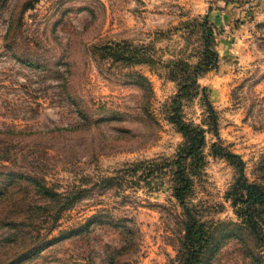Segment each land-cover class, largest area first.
<instances>
[{
    "label": "rangeland",
    "instance_id": "rangeland-1",
    "mask_svg": "<svg viewBox=\"0 0 264 264\" xmlns=\"http://www.w3.org/2000/svg\"><path fill=\"white\" fill-rule=\"evenodd\" d=\"M201 1L0 0V264H264L225 156L264 189V20L223 46L207 15L221 0ZM208 51L205 92L174 105L179 62ZM173 117L204 131L200 158Z\"/></svg>",
    "mask_w": 264,
    "mask_h": 264
},
{
    "label": "trees",
    "instance_id": "trees-1",
    "mask_svg": "<svg viewBox=\"0 0 264 264\" xmlns=\"http://www.w3.org/2000/svg\"><path fill=\"white\" fill-rule=\"evenodd\" d=\"M202 34L204 36V39L208 43V47H212V43L209 40L208 32L211 28L207 21L204 20L202 23ZM212 30V29H211ZM215 51H208L205 57L206 59H202L200 63L191 65L185 61H180L179 65H182L181 70L184 72L183 75V81L180 83V89L178 94V100L174 101L173 104L177 105L179 104L180 100L188 96L189 94H192L194 91L200 90L202 93L205 92V89L201 88L199 84V78L204 76L206 73V68L204 67V63L206 61L210 62L207 67H213L215 66V60L217 57V53ZM212 58H210V56ZM210 59V60H208ZM205 61V62H204ZM180 130V132L184 135L186 139V146L184 148V152L186 155L190 157H199L200 158V149L204 142V131L202 129H199L198 127H192L191 125L185 123L182 120L172 118ZM225 156L236 162V165L238 166L240 170V178L237 182V185L233 188L234 192V206L237 207L236 213L244 223H246L249 228L253 231L255 236L260 242L264 243V189L256 184H250L247 181L244 180V161L239 157V155L234 153H225ZM174 181H175V197L179 200V202L183 205L184 210L188 214V218L190 219V222L187 221V232H186V239L192 243V249H196L200 246V249H202V245L204 244V237L205 232L203 229L197 225V221L195 218L192 217L190 214L189 208L187 207L186 203L184 202V192L188 189L190 179L189 175L185 173L184 170L179 169V171H175L174 173ZM247 201L252 203L254 206H256L257 213L259 214V219L253 215L252 207H248L246 211H244L243 214L240 213L242 210L239 207L240 204H245ZM252 205V206H253ZM253 206V207H254ZM202 261V257L200 255V252L198 253H190L187 256V264H200Z\"/></svg>",
    "mask_w": 264,
    "mask_h": 264
},
{
    "label": "crops",
    "instance_id": "crops-1",
    "mask_svg": "<svg viewBox=\"0 0 264 264\" xmlns=\"http://www.w3.org/2000/svg\"><path fill=\"white\" fill-rule=\"evenodd\" d=\"M186 1L192 2L195 6H202L201 0ZM212 5L214 8H209L207 15L212 23V29L221 33L220 38L216 39L218 44L226 43L227 38L229 44L235 36L246 33L247 29L257 20H264V0H251L244 4H238L232 0H221Z\"/></svg>",
    "mask_w": 264,
    "mask_h": 264
}]
</instances>
